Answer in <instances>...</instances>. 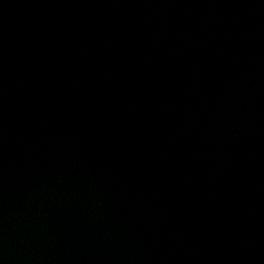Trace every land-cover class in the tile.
<instances>
[{"label": "water", "instance_id": "1", "mask_svg": "<svg viewBox=\"0 0 264 264\" xmlns=\"http://www.w3.org/2000/svg\"><path fill=\"white\" fill-rule=\"evenodd\" d=\"M0 264H264V0H0Z\"/></svg>", "mask_w": 264, "mask_h": 264}]
</instances>
